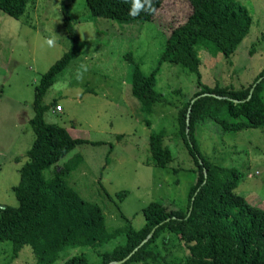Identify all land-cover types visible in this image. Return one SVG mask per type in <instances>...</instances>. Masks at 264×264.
Returning a JSON list of instances; mask_svg holds the SVG:
<instances>
[{
  "label": "rangeland",
  "instance_id": "1",
  "mask_svg": "<svg viewBox=\"0 0 264 264\" xmlns=\"http://www.w3.org/2000/svg\"><path fill=\"white\" fill-rule=\"evenodd\" d=\"M238 1L249 12V33L227 59L198 54L200 82L207 87H245L264 68V0ZM64 7L79 45L41 103L48 107L46 123L63 128L72 139L87 141L75 147L83 161L64 177L65 183L80 198L101 207L107 231L120 228L125 220L139 229L144 223L141 210L152 202L184 211L194 176L191 156L182 144L180 148L171 145L170 169L155 168L149 165L147 138L162 129L165 120V143L181 142L176 138L174 116L184 96L175 98L186 89L187 98L193 95V75L179 65L160 64L157 90L166 103L174 105L156 104L155 113L146 114L130 94L132 65L127 58L143 75L154 70L166 38L163 29L180 24L190 12L185 0H163L153 21L143 23L93 20L84 0H29L17 20L0 12V209L16 205L11 189L19 181L25 153L34 140L29 126L34 89L72 45L61 26ZM53 104L61 112H55ZM203 128L199 145L205 154H200L217 166L240 172L233 192L264 209V129L226 134L213 122ZM120 192L126 196L118 201L115 194ZM165 237L170 256L187 255L177 237ZM155 246L161 251L159 240ZM90 249L67 248L55 264L79 254L92 264L97 259ZM10 250L8 242H0V264H34L29 248H22L14 258Z\"/></svg>",
  "mask_w": 264,
  "mask_h": 264
},
{
  "label": "trees",
  "instance_id": "2",
  "mask_svg": "<svg viewBox=\"0 0 264 264\" xmlns=\"http://www.w3.org/2000/svg\"><path fill=\"white\" fill-rule=\"evenodd\" d=\"M185 1L190 12L180 24L163 29L166 38L154 70L143 75L138 65L127 58L132 65L130 94L146 114H154L156 104L174 105L166 103L157 90L160 64L179 65L181 71L193 75L196 86L193 95L187 98L186 89L175 98L184 96L181 105L175 107L174 116L176 138L181 142L165 143L166 122L162 117L163 128L147 138L149 165L155 168L170 169L169 164L174 160L171 145L180 148L182 144L191 156L194 176L187 191L185 210L152 202L141 210L144 223L139 229H133L125 220L120 228L107 231L101 207L83 200L65 183L64 177L83 161L75 147L87 141L72 139L63 128L46 123L44 115L48 107L41 103L55 76L74 57L79 45L68 9L64 7L61 26L72 45L34 89L33 116L29 120L34 140L25 153L19 181L11 189L16 205L0 209V242L10 244L13 258L27 247L34 264H55L67 248H91L90 253L97 259L92 264L121 261L120 264H264V209L235 194L233 189L241 173L211 163L200 154L204 151L199 145V136L207 123H215L226 134L264 129V68L249 85L238 89L207 87L200 82L198 70L199 53L209 57L220 55L224 59L234 54L249 33L250 15L238 0ZM28 2L0 0V12L17 20L26 11ZM84 2L93 20L143 23L153 21L163 0H152V10L141 11L135 17L129 15L132 0ZM145 123L149 125L147 120ZM125 196V192L115 194L118 201ZM165 234L177 237L187 255L170 256ZM157 240L163 253L155 246ZM110 243L114 246L108 250L106 246ZM102 248L105 251L101 253ZM61 264L90 263L79 254Z\"/></svg>",
  "mask_w": 264,
  "mask_h": 264
},
{
  "label": "clouds",
  "instance_id": "3",
  "mask_svg": "<svg viewBox=\"0 0 264 264\" xmlns=\"http://www.w3.org/2000/svg\"><path fill=\"white\" fill-rule=\"evenodd\" d=\"M151 4L152 0H132V7L129 10V15L135 17L139 15L141 11H151Z\"/></svg>",
  "mask_w": 264,
  "mask_h": 264
},
{
  "label": "water",
  "instance_id": "4",
  "mask_svg": "<svg viewBox=\"0 0 264 264\" xmlns=\"http://www.w3.org/2000/svg\"><path fill=\"white\" fill-rule=\"evenodd\" d=\"M149 238V236L143 241V242H146V240ZM122 262V261H121ZM121 262H113V263H110V264H120Z\"/></svg>",
  "mask_w": 264,
  "mask_h": 264
},
{
  "label": "built area",
  "instance_id": "5",
  "mask_svg": "<svg viewBox=\"0 0 264 264\" xmlns=\"http://www.w3.org/2000/svg\"><path fill=\"white\" fill-rule=\"evenodd\" d=\"M55 112H61L60 107L56 106Z\"/></svg>",
  "mask_w": 264,
  "mask_h": 264
}]
</instances>
